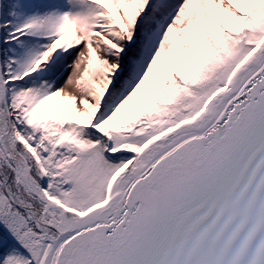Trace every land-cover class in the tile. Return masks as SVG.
<instances>
[{
    "label": "snow or ice",
    "instance_id": "6c2138e0",
    "mask_svg": "<svg viewBox=\"0 0 264 264\" xmlns=\"http://www.w3.org/2000/svg\"><path fill=\"white\" fill-rule=\"evenodd\" d=\"M0 264H264V0H0Z\"/></svg>",
    "mask_w": 264,
    "mask_h": 264
},
{
    "label": "rangeland",
    "instance_id": "374dc122",
    "mask_svg": "<svg viewBox=\"0 0 264 264\" xmlns=\"http://www.w3.org/2000/svg\"><path fill=\"white\" fill-rule=\"evenodd\" d=\"M70 73H71V69L69 68L68 71L64 73V76H63V78H62V80H61V85H60V86H63V81L67 79V76H68ZM65 91H70V92H72V91H75V89H74V88H65Z\"/></svg>",
    "mask_w": 264,
    "mask_h": 264
}]
</instances>
